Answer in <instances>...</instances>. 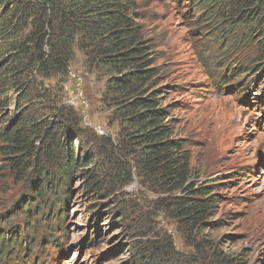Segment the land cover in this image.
Here are the masks:
<instances>
[{
  "label": "rangeland",
  "instance_id": "374dc122",
  "mask_svg": "<svg viewBox=\"0 0 264 264\" xmlns=\"http://www.w3.org/2000/svg\"><path fill=\"white\" fill-rule=\"evenodd\" d=\"M200 3L137 0L138 22L156 50L168 92L164 104L172 111L174 134L185 140L194 179L219 183L220 201L195 235L238 264H264V33L240 40V26L228 30L218 18L208 17ZM74 66L78 78L71 73ZM71 72L61 86L49 89L51 108L47 104L39 112L47 115L57 107L77 113L86 131L80 137L83 152L98 155L106 138L116 133L100 100L102 82L83 72L80 62ZM14 91L7 97H15ZM2 104L0 123L16 112ZM73 145L76 149L78 142ZM27 177L31 173L12 176L0 154V235L4 247L10 245L5 253L0 249V264H129L134 245L168 237L176 254L191 252L185 233L153 208L156 196L132 171L113 184L107 199L95 200L74 173L62 186L65 197L57 208L66 215L59 223L46 209L35 219L16 214L26 200ZM10 229L18 235L9 237ZM19 234L30 235L23 239ZM207 256L205 251L198 258Z\"/></svg>",
  "mask_w": 264,
  "mask_h": 264
},
{
  "label": "trees",
  "instance_id": "16d2710c",
  "mask_svg": "<svg viewBox=\"0 0 264 264\" xmlns=\"http://www.w3.org/2000/svg\"><path fill=\"white\" fill-rule=\"evenodd\" d=\"M198 1L208 17L218 18L228 30L240 26V40L264 33V0ZM139 19L137 0H0V104L16 110L2 117L0 154L12 176L31 173L26 200L16 214L35 219L46 209L59 223L66 214L57 204L74 173L95 200L107 199L113 184L132 171L156 196L153 208L185 233L192 249L182 257L168 236L161 243L147 240L133 246L129 264H238L195 235L220 201L219 183L193 177L185 140L174 134L173 114L164 104L168 92L156 50ZM74 62L101 80L100 100L108 123L116 127L114 138L107 137L97 150L99 156L83 152L80 137L86 131L77 113L57 107L47 115L39 112L47 104L51 108L49 89L67 81ZM74 67L71 73L78 78ZM13 90L16 96L10 99ZM9 231V237L18 235ZM29 235L19 234L23 239ZM3 241L2 234L0 249H7ZM205 251L208 256L200 260Z\"/></svg>",
  "mask_w": 264,
  "mask_h": 264
},
{
  "label": "bare ground",
  "instance_id": "6f19581e",
  "mask_svg": "<svg viewBox=\"0 0 264 264\" xmlns=\"http://www.w3.org/2000/svg\"><path fill=\"white\" fill-rule=\"evenodd\" d=\"M9 252H10V250H9Z\"/></svg>",
  "mask_w": 264,
  "mask_h": 264
}]
</instances>
